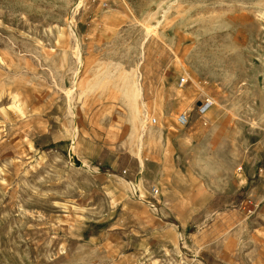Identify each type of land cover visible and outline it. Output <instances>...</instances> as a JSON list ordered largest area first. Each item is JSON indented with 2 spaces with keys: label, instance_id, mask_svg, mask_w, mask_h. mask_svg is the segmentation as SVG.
<instances>
[{
  "label": "rangeland",
  "instance_id": "374dc122",
  "mask_svg": "<svg viewBox=\"0 0 264 264\" xmlns=\"http://www.w3.org/2000/svg\"><path fill=\"white\" fill-rule=\"evenodd\" d=\"M0 264H264V0H0Z\"/></svg>",
  "mask_w": 264,
  "mask_h": 264
},
{
  "label": "built area",
  "instance_id": "2783aa9c",
  "mask_svg": "<svg viewBox=\"0 0 264 264\" xmlns=\"http://www.w3.org/2000/svg\"><path fill=\"white\" fill-rule=\"evenodd\" d=\"M186 83H188V78L187 77H180L179 81H178V86L182 87L184 86ZM213 105V101L211 98L209 97H204L202 98L201 101L198 102L196 111H197V115L200 117L201 119V123L203 125L206 124V119L204 117V115L207 113V111L209 110V108ZM148 123L150 125H154L156 123V119L154 117H151L148 119ZM175 123L176 125H178L179 127H185L188 124V113L187 112H182L179 113L176 118H175ZM262 170V169H261ZM153 192L156 193L157 191L155 189H153Z\"/></svg>",
  "mask_w": 264,
  "mask_h": 264
},
{
  "label": "bare ground",
  "instance_id": "6f19581e",
  "mask_svg": "<svg viewBox=\"0 0 264 264\" xmlns=\"http://www.w3.org/2000/svg\"><path fill=\"white\" fill-rule=\"evenodd\" d=\"M80 3V2H79ZM78 5V4H77ZM137 91L139 92V87L137 86ZM140 125H141V127H143V125H144V123L140 120ZM140 138V137H139ZM140 153H139V151L136 153V155H139ZM139 167L140 168H142L143 167V162H142V160L139 158ZM130 183V182H129ZM130 190H132V184L130 183ZM133 192H134V195H136L137 194V192H136V187L135 186H133Z\"/></svg>",
  "mask_w": 264,
  "mask_h": 264
}]
</instances>
